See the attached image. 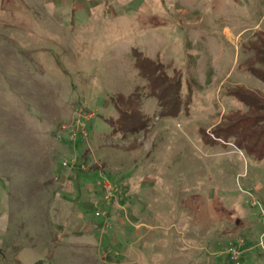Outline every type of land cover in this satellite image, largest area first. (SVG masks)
<instances>
[{"label": "rangeland", "instance_id": "obj_1", "mask_svg": "<svg viewBox=\"0 0 264 264\" xmlns=\"http://www.w3.org/2000/svg\"><path fill=\"white\" fill-rule=\"evenodd\" d=\"M236 86L264 98V0H0V264H264V160L213 133Z\"/></svg>", "mask_w": 264, "mask_h": 264}, {"label": "trees", "instance_id": "obj_2", "mask_svg": "<svg viewBox=\"0 0 264 264\" xmlns=\"http://www.w3.org/2000/svg\"><path fill=\"white\" fill-rule=\"evenodd\" d=\"M135 67L139 75L149 84L148 95L156 96L161 105L165 104V114H174L180 107V73L176 70L171 76L165 71L163 63L150 59L134 50ZM161 92L157 95L161 88ZM136 87L128 95L118 94L111 101L119 112L116 118H108L113 131H132L147 127L148 118L140 110L142 93ZM243 103L244 107L231 109L221 116L219 124L213 130L214 135L233 144L257 159L264 160V98L255 91L236 86L228 91ZM214 140V138H209Z\"/></svg>", "mask_w": 264, "mask_h": 264}, {"label": "built area", "instance_id": "obj_3", "mask_svg": "<svg viewBox=\"0 0 264 264\" xmlns=\"http://www.w3.org/2000/svg\"><path fill=\"white\" fill-rule=\"evenodd\" d=\"M75 129V128H74ZM262 219L264 221V207H260ZM243 245H244V239L239 237L237 238L235 243H231L229 247H227V252L229 253V258L234 261H238L240 257L242 256L243 252Z\"/></svg>", "mask_w": 264, "mask_h": 264}]
</instances>
